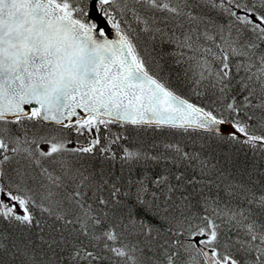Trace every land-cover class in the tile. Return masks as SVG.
<instances>
[{
    "label": "snow or ice",
    "instance_id": "obj_1",
    "mask_svg": "<svg viewBox=\"0 0 264 264\" xmlns=\"http://www.w3.org/2000/svg\"><path fill=\"white\" fill-rule=\"evenodd\" d=\"M0 264H264V0H0Z\"/></svg>",
    "mask_w": 264,
    "mask_h": 264
}]
</instances>
